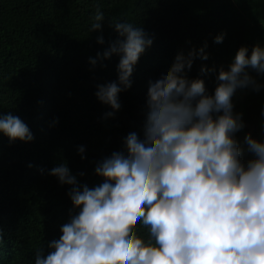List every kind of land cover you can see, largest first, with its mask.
Listing matches in <instances>:
<instances>
[{
  "label": "clouds",
  "instance_id": "9594fccd",
  "mask_svg": "<svg viewBox=\"0 0 264 264\" xmlns=\"http://www.w3.org/2000/svg\"><path fill=\"white\" fill-rule=\"evenodd\" d=\"M104 20L98 5L89 31L101 33L100 45ZM109 26L117 38L89 58L93 68L98 62L104 68V61L119 57L117 80L96 85L98 101L113 110L105 118L121 108L119 94L131 88L134 66L153 44L132 22L111 20ZM225 36L216 35L214 43ZM207 48L205 41L178 52L167 72L149 81L143 138L130 132L124 151L95 163L102 183H80L67 162L48 171L70 186L67 195L79 211L69 213L59 239L48 243L47 255L37 251L34 264H264V142L246 134L252 158L242 160L235 134L245 125L232 102L238 89L260 90L250 70L264 75V46L257 42L250 54L241 46L228 69L215 75L213 94L204 79L188 77L197 58L209 59ZM216 72L215 66L200 68L201 76ZM0 134L10 143L34 140L11 112L0 113ZM78 152L84 159L85 148Z\"/></svg>",
  "mask_w": 264,
  "mask_h": 264
},
{
  "label": "trees",
  "instance_id": "16d2710c",
  "mask_svg": "<svg viewBox=\"0 0 264 264\" xmlns=\"http://www.w3.org/2000/svg\"><path fill=\"white\" fill-rule=\"evenodd\" d=\"M98 5L103 45L96 43L101 33L89 31ZM111 20L143 28L153 44L134 66L131 88L119 94L121 108L105 118L113 110L98 101L96 85L117 80L119 57L104 68L99 62L93 68L89 58L117 38ZM220 33L226 36L216 44ZM205 41L209 59L197 58L188 77L204 79L213 94L215 75L228 69L241 46L249 54L257 42L264 46V0H0V113L20 116L34 135L31 142L10 143L0 134V264H34L39 250L47 255L69 213L79 211L67 195L70 186L48 171L67 162L80 183H102L95 163L124 151L130 132L143 138L149 81L165 74L178 52ZM201 66L217 72L201 76ZM250 74L260 90L238 89L232 98L245 125L235 134L245 162L252 158L245 135L264 142V75Z\"/></svg>",
  "mask_w": 264,
  "mask_h": 264
}]
</instances>
